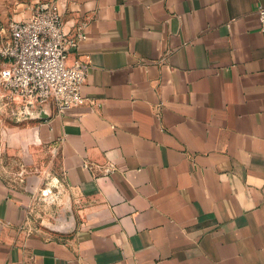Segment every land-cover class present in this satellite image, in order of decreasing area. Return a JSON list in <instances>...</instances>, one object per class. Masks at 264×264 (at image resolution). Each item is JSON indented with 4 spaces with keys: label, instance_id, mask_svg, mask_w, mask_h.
Returning a JSON list of instances; mask_svg holds the SVG:
<instances>
[{
    "label": "crops",
    "instance_id": "crops-1",
    "mask_svg": "<svg viewBox=\"0 0 264 264\" xmlns=\"http://www.w3.org/2000/svg\"><path fill=\"white\" fill-rule=\"evenodd\" d=\"M56 1L87 102L6 140L56 153L82 206L44 238L0 178V264H264V0Z\"/></svg>",
    "mask_w": 264,
    "mask_h": 264
},
{
    "label": "built area",
    "instance_id": "built-area-1",
    "mask_svg": "<svg viewBox=\"0 0 264 264\" xmlns=\"http://www.w3.org/2000/svg\"><path fill=\"white\" fill-rule=\"evenodd\" d=\"M257 14L264 39V6ZM0 42V98L20 102L24 111L34 115L48 101L59 113L87 102L82 93L89 61L72 63L68 55L86 39L82 32L64 31V22L56 0L37 1L25 20H12L3 28ZM92 168L91 165H85ZM111 165L107 172H113Z\"/></svg>",
    "mask_w": 264,
    "mask_h": 264
},
{
    "label": "rangeland",
    "instance_id": "rangeland-1",
    "mask_svg": "<svg viewBox=\"0 0 264 264\" xmlns=\"http://www.w3.org/2000/svg\"><path fill=\"white\" fill-rule=\"evenodd\" d=\"M37 1L0 0V42L3 28L12 20L27 19ZM30 117L33 115L26 113L20 102L0 98V178L15 189L32 193L28 210L32 233L44 238L65 236L73 232L82 202L63 185L58 155L44 148L34 151L29 146H9L6 140Z\"/></svg>",
    "mask_w": 264,
    "mask_h": 264
},
{
    "label": "bare ground",
    "instance_id": "bare-ground-1",
    "mask_svg": "<svg viewBox=\"0 0 264 264\" xmlns=\"http://www.w3.org/2000/svg\"><path fill=\"white\" fill-rule=\"evenodd\" d=\"M49 191V190H48Z\"/></svg>",
    "mask_w": 264,
    "mask_h": 264
}]
</instances>
